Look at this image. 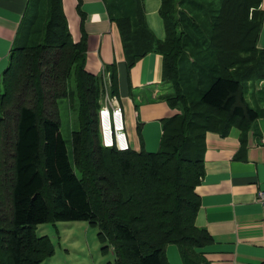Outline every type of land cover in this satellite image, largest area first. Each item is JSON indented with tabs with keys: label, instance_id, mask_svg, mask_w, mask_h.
Segmentation results:
<instances>
[{
	"label": "trees",
	"instance_id": "trees-1",
	"mask_svg": "<svg viewBox=\"0 0 264 264\" xmlns=\"http://www.w3.org/2000/svg\"><path fill=\"white\" fill-rule=\"evenodd\" d=\"M260 1L160 0L164 38L157 40L143 0H104L128 67L148 53L162 57L164 100L177 113L164 120L155 152L101 146L94 127L103 78L84 68V39L72 40L62 0L28 1L0 81V264L52 256L49 237L36 234L49 221L96 226L114 264H167L168 245L180 248L184 264H208L203 249L212 241L194 223L195 188L206 135L259 116L245 95L264 79ZM62 100L76 110L72 160L60 133Z\"/></svg>",
	"mask_w": 264,
	"mask_h": 264
},
{
	"label": "crops",
	"instance_id": "crops-1",
	"mask_svg": "<svg viewBox=\"0 0 264 264\" xmlns=\"http://www.w3.org/2000/svg\"><path fill=\"white\" fill-rule=\"evenodd\" d=\"M28 1L0 0V80L24 27ZM143 7L146 26L162 40L160 0H143ZM61 9L72 40L84 39L85 70L102 76L103 90L122 108L131 150L157 151L164 120L177 113L164 100L170 90L163 79L162 57L148 53L128 67L117 24L110 20L104 0H62ZM258 9L263 11L258 48L264 49V0ZM245 97L259 114L256 120L247 125L235 121L223 135H206L204 175L195 188L199 207L194 223L211 238L203 249L208 264L264 262V79L250 83ZM163 253L167 264H184L178 246L168 245Z\"/></svg>",
	"mask_w": 264,
	"mask_h": 264
},
{
	"label": "rangeland",
	"instance_id": "rangeland-1",
	"mask_svg": "<svg viewBox=\"0 0 264 264\" xmlns=\"http://www.w3.org/2000/svg\"><path fill=\"white\" fill-rule=\"evenodd\" d=\"M1 81V80H0ZM60 133L66 141L70 160L71 132L77 129L76 110L67 100L60 101ZM99 133L98 126L94 127ZM100 136V133H99ZM50 198L49 192H46ZM98 228L84 221L53 222L37 226L38 236L46 235L53 245V253L40 264H114L112 249H102Z\"/></svg>",
	"mask_w": 264,
	"mask_h": 264
},
{
	"label": "built area",
	"instance_id": "built-area-1",
	"mask_svg": "<svg viewBox=\"0 0 264 264\" xmlns=\"http://www.w3.org/2000/svg\"><path fill=\"white\" fill-rule=\"evenodd\" d=\"M104 91L101 108L98 112L100 144L103 148H114L117 151L130 149L122 108L115 97Z\"/></svg>",
	"mask_w": 264,
	"mask_h": 264
}]
</instances>
